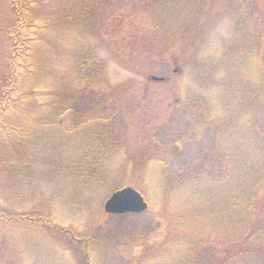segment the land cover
Wrapping results in <instances>:
<instances>
[{
	"label": "rangeland",
	"instance_id": "obj_1",
	"mask_svg": "<svg viewBox=\"0 0 264 264\" xmlns=\"http://www.w3.org/2000/svg\"><path fill=\"white\" fill-rule=\"evenodd\" d=\"M16 1L0 0V73L23 13L0 105V264H264V243L229 259L264 233V0ZM246 139L249 225L187 183L237 172ZM126 185L147 209L106 213Z\"/></svg>",
	"mask_w": 264,
	"mask_h": 264
},
{
	"label": "trees",
	"instance_id": "obj_2",
	"mask_svg": "<svg viewBox=\"0 0 264 264\" xmlns=\"http://www.w3.org/2000/svg\"><path fill=\"white\" fill-rule=\"evenodd\" d=\"M15 1L11 0V4L13 5V2H15ZM16 2L19 3L20 0H17ZM147 2H149V3L151 2V4L154 5L157 3H163L164 1H162V0H148ZM22 16H23V13L20 12L19 9H16L11 20L7 21V24H8L7 27L2 30L3 37L5 38V40H7V39L10 40L11 49L10 50L6 49V51H5L6 54L4 53L5 57H7V58L6 59H5V57L3 58V59H5V60H3V65L6 64L7 66H3L6 71L3 72V70H2V72L0 73L1 74L0 75V105L3 101L10 102V103L14 102V99H11L12 97L7 94L8 92H7L6 81L8 79L10 80L11 76H13V72H14L13 70L15 67V60H16V57L20 55V52H18V50H20L22 48L18 47V42H16V40L19 39L20 34L15 33L14 36H11V31L13 30L12 29L13 26L10 27L9 29H8V27H9V25L12 24L14 19L19 20V19H21ZM2 98H3V101H2ZM52 123H54V122H52ZM245 141H246L245 142L246 146L244 147V149L248 148V150H245V151L243 150L242 152H240V153H244L245 155H244V157H242L243 159H239V162L237 164V165H242V166H240V168L238 169L237 172L233 166L232 168H233L234 174L232 173V168H231V170H230V168H228L227 171L225 172L226 178L231 177V175H232V183H229V180L226 179L225 177L223 179V177H220V176L219 177L218 176L213 177V179L211 178V176L210 177H208V176H206V177H204V176H193L192 178L188 179L187 183L189 185H193V186L197 185V187H200V186L203 187L202 191H204V192L201 191L202 188H200V191H199L195 187V189L197 190V192L195 194L204 195V193H205V195L211 197V200L213 198L214 199L213 200L214 201V207L216 206L217 209L219 210V212H221L222 209H223L222 210L223 212L226 209L228 211L231 209V211L226 213L227 215H229V217L234 216L236 218H241V222H245L249 225L253 221V219H251L249 217L251 215L250 214L251 212L249 211V208L251 207L250 202L252 200L251 194L254 191H256V188L258 186H255V184L251 185V184L246 183L247 180L249 179L250 175L253 174V172L251 174H249V172L247 174H244V172L242 171V168H244L243 165L247 162L246 159L252 157V160L250 162L248 161V163L252 164L251 162H253L254 163L253 166L257 170L258 161H256V160L258 159L260 162V159L257 156H254L255 154H257V152L255 153V151H256V149L259 148V145L258 144L256 145L252 141H248V139H246ZM262 143L264 145L263 141L261 142V144ZM250 149H251V151L249 152ZM261 151H262V147L260 150V154L262 155ZM236 153L237 152H234L235 158L237 156ZM231 164L233 165V163H231ZM257 171H259V170H257ZM223 180H224V182H223ZM244 180H246V182ZM225 182H227V183H225ZM213 185H219L218 187L221 189L220 193L222 195L219 196L217 199L213 197V195H214L212 193L213 192V189H212ZM243 186H247L244 191L249 190V192H250L249 196L246 194H243L241 192ZM232 191L234 192V200L232 202V205L230 204V208H229V206H227L226 203H227V200H229V198L231 199L232 195H229V194L233 193ZM162 193H167V192H165V190L162 189ZM214 207H213V209H214ZM247 207H249V208H247ZM246 213H247V219L245 220L243 218H245L244 216H246ZM1 215L4 217H7L8 218L7 220H10L12 218L17 219V218H26L27 217V216H20V215L13 216V217H8V216L3 215V214H1ZM261 228H257V229H259V233H263V231H264V228H262V229ZM263 234H262V236L260 235V237L257 236L256 240L254 237L253 238L254 241H252L251 243H247V241L239 242V245H237V246L234 243H232L233 244L232 248L234 249V251L231 253L232 256H229V259H232V261H234L237 258L243 257L244 254L258 253L260 250L259 248H261L263 243H264V242L260 243V239L264 238ZM249 236H255V235L253 233H250L248 235V237ZM256 241L258 243H256ZM261 254L263 255L264 252H261V250H260V255ZM224 263H225L224 261L215 260V261L211 262L210 264H224ZM203 264H208V262H203ZM241 264H243L242 261H241Z\"/></svg>",
	"mask_w": 264,
	"mask_h": 264
},
{
	"label": "water",
	"instance_id": "obj_3",
	"mask_svg": "<svg viewBox=\"0 0 264 264\" xmlns=\"http://www.w3.org/2000/svg\"><path fill=\"white\" fill-rule=\"evenodd\" d=\"M146 207L147 203L140 193L130 186L114 191L103 205L104 211L107 213L139 212L146 209Z\"/></svg>",
	"mask_w": 264,
	"mask_h": 264
}]
</instances>
